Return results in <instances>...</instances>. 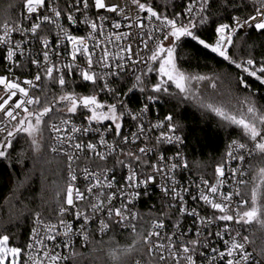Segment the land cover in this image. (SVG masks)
<instances>
[{"label": "snow or ice", "instance_id": "6c2138e0", "mask_svg": "<svg viewBox=\"0 0 264 264\" xmlns=\"http://www.w3.org/2000/svg\"><path fill=\"white\" fill-rule=\"evenodd\" d=\"M215 2L188 0L183 12L169 16L142 0H131L133 8L107 0H19L22 19L0 25V63L5 65L0 74V159H10L14 141L23 137L34 153L43 149L62 157L66 179L49 215L35 213V227L26 247L10 246V237L0 234V264L75 262L80 254L73 247V237L88 242L89 225L97 220L102 234L122 225L133 235L131 246L109 251L114 264H125L128 256L133 259L127 264H264V248L249 251L252 241L242 234L253 223L264 229V167L245 179L256 167L255 161L264 162V104L254 91L242 97L229 92L219 103L211 100L203 89L210 87L215 92L218 77L184 70L182 62L191 57L180 52L182 38H190L233 65L238 70V86L250 89L247 78L264 86V60L231 54L233 48H239L241 30L254 27L264 32V0H251L253 13L233 17V24L212 21ZM231 3L223 0L225 8ZM210 22L215 25L214 43L199 33ZM80 24L88 30L86 35L72 31ZM126 41L134 42L136 50ZM17 70L29 74L21 78ZM153 72L160 79L149 87L146 78ZM125 75L134 77V82L124 95L136 91L144 95L138 112L112 87ZM74 76L81 84L91 85L89 94L70 89L76 83ZM57 86L59 95L52 92ZM173 86L177 91H172ZM161 94L195 101L199 108L219 117L222 127L234 125L246 138V142L229 144L225 162L215 167V182L201 177L195 194L191 183L181 185L175 176L178 168L188 167L180 151L171 160L162 152L154 163L147 158L159 145L184 143L176 134L181 125L171 113L155 124L144 123L150 105ZM105 95L117 102L104 101ZM125 116L136 122V131H123ZM157 129L166 131H160L149 146V134ZM140 140L143 146L137 144ZM110 157L127 171L123 188L115 187L114 169L106 166ZM228 161H237L240 167H229ZM151 186L163 193V208L176 210L171 229L167 224L170 212L146 219L133 209L134 201L149 195ZM206 209L211 215L203 214ZM185 217L193 218L188 228L184 227ZM74 222L78 224L75 228ZM212 238L222 247L211 244Z\"/></svg>", "mask_w": 264, "mask_h": 264}, {"label": "trees", "instance_id": "16d2710c", "mask_svg": "<svg viewBox=\"0 0 264 264\" xmlns=\"http://www.w3.org/2000/svg\"><path fill=\"white\" fill-rule=\"evenodd\" d=\"M153 5L159 12L171 16L173 12H183L188 0H142ZM14 4V7H9ZM244 0H232L228 7L223 6V0H216L213 4L212 21L226 22L234 14H243ZM20 8L19 0H0V22L9 19L12 10ZM218 9V11H217ZM214 24L199 29L201 38L212 42ZM237 40L239 48H233L231 54L237 58L249 56L257 61L264 59V32L254 30L247 35H239ZM180 52L190 55L187 62H182L184 70L192 73H202L218 77L215 80L217 89L215 92L209 87L203 89L206 96L219 103L231 92L234 96H244L248 91H254L260 103L264 104V86L260 85L254 78H247L250 89L245 90L237 85L238 70L230 65L228 61L204 49L190 38H182ZM76 83L70 85L76 92L89 94L91 85ZM154 83L156 77L150 78ZM126 90L122 100L128 105L137 108L142 103V94L138 91L130 95L127 89L131 87L132 81H126ZM157 82V81H156ZM150 83V85H151ZM172 91H177L174 87ZM52 92L59 95V88L53 87ZM104 101L107 96H102ZM174 116V122L181 125L177 132L183 135L186 140V154L188 161L197 174L211 176L215 172L217 164L223 163L225 152L231 140L237 139L246 142L242 131L233 126L222 127V121L211 112H205L199 108L195 101H182L176 98L161 94L159 104V115L165 117L168 114ZM12 156L10 159H0V234L10 237V245H27L33 218L36 212L43 216L49 215V209L55 207L57 191L64 187L66 169L64 159L43 150L36 154L29 147V142L18 137L13 144ZM255 168L248 172L247 178L254 176L259 167H264V162L255 161ZM61 192L60 199H63ZM249 229V236L252 244L259 251L264 248V229L253 223L246 226ZM133 235L112 231L104 237H95L86 247L79 249V257L76 264H114L108 256L109 251L122 249L131 246ZM139 256H136L137 258ZM132 256L125 258V264Z\"/></svg>", "mask_w": 264, "mask_h": 264}, {"label": "built area", "instance_id": "2783aa9c", "mask_svg": "<svg viewBox=\"0 0 264 264\" xmlns=\"http://www.w3.org/2000/svg\"><path fill=\"white\" fill-rule=\"evenodd\" d=\"M107 2L110 4L111 3H120L121 5L126 4L128 6V8L134 7L133 5H131V0H107ZM21 11H22L21 7L17 10H12L9 13V19H6V20L17 21V20L22 19L21 15H20ZM253 11H254V9L252 7L251 0H244V5L242 8L243 14H234L229 21H226L223 23L233 24L234 23V21L232 19L233 17L239 16V17L243 18V17L249 16L250 14H252ZM104 14L109 15V16H115V14H113V13H104ZM141 15L143 16L145 14L142 13ZM4 21L0 22V25H2ZM24 23L27 24V21H24ZM254 30H256L254 27H247V28L241 30L239 35H247L248 33H250L251 31H254ZM72 31L77 35H86L88 30L85 28L84 25L80 24V25L73 26ZM120 31H127V29H121ZM160 35H162V33ZM16 38L19 39V36H17ZM215 38L216 37H214V39L211 43L215 42ZM166 42L167 41H165V44H166ZM125 43H133V48H134V50H136V45L134 42L126 41ZM33 47L34 48L36 47L35 41H33ZM262 60H264V59H262ZM4 67H5V65L3 63H0V74L3 73ZM131 68H132V66L129 65V69H128L129 72L131 71ZM31 72H33V73L35 72L34 67L31 68ZM28 74L29 73L27 71H24L22 73L20 70H17V75H20L21 78H23V76H27ZM137 74H139V73H137ZM72 79H76L79 81L78 76H74V77H72ZM124 80L134 82V77L125 75L123 78L116 79V81L112 85V87L117 89V91L120 93L119 98L121 100L123 98V93L125 92L126 86H127V83ZM105 96H107V99H108V100H106V102H109V103H116L117 102L116 99H114L111 95H105ZM144 102H145V99H144V95L142 94L141 105L137 108H133L131 106H129V107L134 112H138L140 110V107L144 104ZM159 104H160V100L157 103H153L150 105L149 112L147 114H145V116L143 117L144 123L146 125L149 123L155 124L157 122L164 120V118L161 117V115H159ZM77 122L79 123V120ZM123 123H124L123 131L126 134L130 133L132 131H136V127H135L136 122L132 121L130 117L125 116ZM160 131H166V129H157L154 132L149 134L150 138L147 141L149 146H152L154 144L155 136L158 135ZM176 134L181 135L183 137V135L180 134L179 132H177ZM113 138L114 137H112V136L107 137V139H109V140H112ZM233 140H237V139H233ZM233 140H231L229 142V144H231ZM237 141H240V140H237ZM240 142H242V141H240ZM143 143H144L143 140L137 141V144L140 146H143ZM229 144H228V146H229ZM133 147H135V145H133ZM228 150H229V148L227 147L223 162H225V160H226V153ZM177 151H180L183 154L184 159L186 160L187 165H188V167H186V168H184V167L178 168L175 172V176L181 185H189L191 183L192 184V193L195 194V192H196L195 184L200 182L201 177L209 179L210 182H215V172L213 175L208 176V175L197 174L193 171V169H192V167L188 161L187 154H186V140H185V138H184L183 145L173 143V144H162V145L157 146V151L150 153L147 158L151 162L154 163V162H156V157L158 156V154L160 152H162L166 156V158L171 160L172 158H175ZM53 155H55V154H53ZM246 160L251 161V158L246 157ZM83 166H84V163L81 162V167H83ZM106 166L109 169H114L115 179L118 182L115 187L116 188H123L125 183H126V181H125V177L127 175L126 169L122 168L119 164H117L116 159L113 157H110L108 159V161H106ZM228 166L229 167H240V164L237 161H228ZM244 167L247 168L248 165L245 164ZM247 175L245 176V179L247 178ZM80 182L83 183L82 180ZM229 187H231V181H229ZM140 191L143 192V189H141ZM148 191L150 193L149 195H142L138 200L134 201L133 209L136 212L140 213L142 216H144L146 219L149 217H160L162 212H170L171 219H169L167 221V224H168V228L171 229L172 220L176 219V215H177L176 210L175 209L168 210V209H165L162 207L165 203V199L163 197V193L160 191L158 186H151L148 189ZM114 203L118 207L120 204V200L117 199L116 201H114ZM189 204L192 206H196V207L200 206L199 203H196L193 205V202H191V201H189ZM203 214L211 215V210L206 209V210H204ZM161 218H163V217H161ZM68 219L71 220L72 217H68ZM183 222H184V227L188 228L192 224L193 218L192 217H185L183 219ZM77 226H78V224L76 222H74V228ZM144 226H146V228H147V225H141L140 227H144ZM33 227H35V216L33 218V223H32L31 229ZM88 230L90 233L88 242H84L82 237H73V247L75 248V250L77 252L79 251V249L84 248L88 244H90L95 237H104V236L110 234L114 230H117L121 233H123V232L124 233H131L129 229H126L121 225L118 228L113 227L107 233L102 234L99 232L98 220L94 221L92 224H90ZM194 231L195 230L193 229V232ZM213 231H215V228H213ZM249 233L250 232H249V229L247 227H245L242 230L243 235L249 236ZM192 235H193L192 233H189V236H192ZM30 238H31V230H30L28 242L30 241ZM58 239H62V238H58ZM249 239H250V236H249ZM211 244H213L217 247H222V243L220 241L216 240L215 238H212ZM247 247H248L249 251H253V249L258 251L252 243L249 244ZM137 258H140V257H137ZM200 259L203 260V257H201ZM67 264H76V262L69 261V262H67ZM204 264H207V261H205Z\"/></svg>", "mask_w": 264, "mask_h": 264}, {"label": "rangeland", "instance_id": "374dc122", "mask_svg": "<svg viewBox=\"0 0 264 264\" xmlns=\"http://www.w3.org/2000/svg\"><path fill=\"white\" fill-rule=\"evenodd\" d=\"M166 44H167V42H166ZM157 68H158V65H157ZM156 77V81H158L159 79H160V77L157 75V73L156 72H153L152 74H150L147 78H146V80L148 81V83H149V87L151 86L150 85V83H151V80H150V78H152V77ZM155 81V82H156ZM154 82V83H155ZM174 87V86H173ZM236 127V126H235ZM237 128V127H236ZM239 129V128H238ZM241 130V129H240ZM142 228H145L146 229V226H144V227H142ZM10 246H14V245H10ZM111 264H113V263H111Z\"/></svg>", "mask_w": 264, "mask_h": 264}]
</instances>
